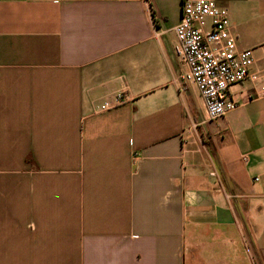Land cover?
I'll return each mask as SVG.
<instances>
[{"label": "crops", "instance_id": "obj_1", "mask_svg": "<svg viewBox=\"0 0 264 264\" xmlns=\"http://www.w3.org/2000/svg\"><path fill=\"white\" fill-rule=\"evenodd\" d=\"M214 1L256 50L210 121L182 0H0V264H264V0Z\"/></svg>", "mask_w": 264, "mask_h": 264}, {"label": "built area", "instance_id": "obj_2", "mask_svg": "<svg viewBox=\"0 0 264 264\" xmlns=\"http://www.w3.org/2000/svg\"><path fill=\"white\" fill-rule=\"evenodd\" d=\"M229 27L228 10L214 0H182L175 53L187 67L182 79L197 86L210 121L236 109L230 87L253 76L256 49L238 50ZM258 50L264 56V43ZM112 107L105 104L100 109Z\"/></svg>", "mask_w": 264, "mask_h": 264}]
</instances>
